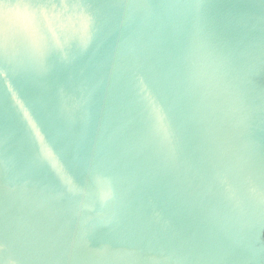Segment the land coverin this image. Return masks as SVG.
I'll return each instance as SVG.
<instances>
[{
	"label": "water",
	"instance_id": "water-1",
	"mask_svg": "<svg viewBox=\"0 0 264 264\" xmlns=\"http://www.w3.org/2000/svg\"><path fill=\"white\" fill-rule=\"evenodd\" d=\"M0 264H264V0H0Z\"/></svg>",
	"mask_w": 264,
	"mask_h": 264
}]
</instances>
